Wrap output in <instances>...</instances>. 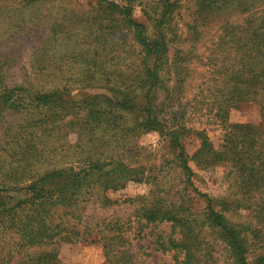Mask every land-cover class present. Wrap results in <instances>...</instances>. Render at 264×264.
Wrapping results in <instances>:
<instances>
[{
  "label": "trees",
  "instance_id": "16d2710c",
  "mask_svg": "<svg viewBox=\"0 0 264 264\" xmlns=\"http://www.w3.org/2000/svg\"><path fill=\"white\" fill-rule=\"evenodd\" d=\"M21 1L29 6L33 0ZM175 1L158 0L152 13L143 8L154 30L149 35V26L133 17L135 3L141 5L142 0H93L91 27L98 33L88 37V43L95 44L96 51L83 60L91 66V79L103 90L101 94L68 100L60 88L37 91L11 86L0 72V116L3 110L18 113L21 105L27 108L23 122L6 129L7 156L1 155L0 230L16 236L17 243L8 246L6 261L0 264H62L53 252L28 250L74 240L75 226L65 216L75 218L74 208L80 202L97 198L96 187L101 191L124 180L141 179L124 153L136 148L133 136L148 130L166 131L189 185L194 175L190 162L199 170L224 166L228 182L226 196L218 200L198 193L206 200L201 214H194L179 197L160 196L165 191L154 184L156 190L146 198L139 217L147 224L168 222L182 230L179 239L157 235L155 249L176 251L181 255L178 264H212L219 242L228 264H264V128L228 122L230 109L244 102L258 104L264 118V14L250 12L240 22L220 26L217 46L222 54L215 70L219 85L205 109L221 127V140L215 147L205 130H194L199 145L187 157L182 139L193 130L185 126V103L176 102L174 96L182 81L180 57L169 54L167 38ZM35 63L40 67L41 60ZM53 129L76 133L69 166L42 167L50 157H44L41 147ZM239 209L249 211L250 220L230 224L225 212ZM108 233L100 238L105 264H139L121 235Z\"/></svg>",
  "mask_w": 264,
  "mask_h": 264
},
{
  "label": "rangeland",
  "instance_id": "374dc122",
  "mask_svg": "<svg viewBox=\"0 0 264 264\" xmlns=\"http://www.w3.org/2000/svg\"><path fill=\"white\" fill-rule=\"evenodd\" d=\"M158 0H142L135 3L133 17L149 26L143 8L153 11ZM168 24L171 31L169 54L180 57L177 65L182 78L180 91L175 92L176 102L185 103L186 128L193 131L185 134L182 144L187 157H191L199 142L194 130H205L212 144L217 147L222 129L206 111L211 101V93L217 89L219 81L215 70L220 65L218 59L222 51L217 46L221 33L220 26L227 21L240 22L247 14H264V0H176ZM21 0H0V72L11 86H23L37 91L56 88L63 90V98L82 100L85 97L103 93L92 81L91 66L83 59H89L95 44L88 43L98 31L91 27L95 15L96 2L93 0H33L23 6ZM243 8H246L244 11ZM251 12V13H250ZM149 35L154 30L149 26ZM88 38V39H87ZM123 38H126L123 36ZM127 39V38H126ZM83 51V53H82ZM104 54V53H103ZM122 55H125V53ZM111 56V55H109ZM41 60L40 67L35 60ZM44 74L37 77V73ZM169 87L174 81H169ZM25 108L20 106L14 113L3 110L0 116V162L1 155L8 147L5 143L8 126L16 127L25 119ZM32 109V108H30ZM166 108L165 110H167ZM31 112H35L33 109ZM69 117L66 118V120ZM228 122L262 125L259 105L254 102L239 103L228 113ZM44 157H50L45 166H69L74 161L76 133L50 130L46 133ZM136 148L124 153L139 169L141 179L124 180L122 185L107 186L89 200L80 202L74 208L75 218L70 222L75 226V237L71 242L59 240L52 246L30 249L29 253L49 251L56 254L62 264H105L101 236L119 233L123 245L129 247L134 263L178 264L181 255L176 251L162 252L155 249L156 236L172 234L179 239L180 228H171L168 222L147 224L139 217L140 208L147 204L146 198L152 190L162 189L160 196L185 200L194 214H201L206 208V200L199 194L213 199L225 197L228 182L224 177L225 167L218 165L199 170L190 162L194 175L191 185L185 182L176 158V149L170 143L165 130H148L133 136ZM43 143V139L42 142ZM2 166V165H1ZM0 166V171H1ZM156 184V185H154ZM199 193V194H198ZM201 218V217H200ZM225 218L232 225L248 222L249 211L239 209L226 211ZM207 240L211 239L204 229ZM251 239H249V243ZM17 237L0 230V262L9 245H15ZM114 244V242H112ZM118 244V242H117ZM250 247L252 245L249 244ZM219 242L214 247L215 261L212 264H228L226 252ZM19 260V259H18Z\"/></svg>",
  "mask_w": 264,
  "mask_h": 264
}]
</instances>
